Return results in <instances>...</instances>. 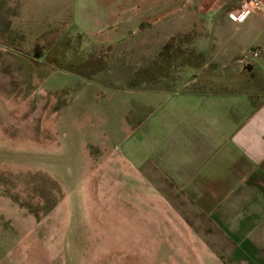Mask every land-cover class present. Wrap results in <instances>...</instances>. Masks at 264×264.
<instances>
[{
	"label": "rangeland",
	"instance_id": "rangeland-1",
	"mask_svg": "<svg viewBox=\"0 0 264 264\" xmlns=\"http://www.w3.org/2000/svg\"><path fill=\"white\" fill-rule=\"evenodd\" d=\"M186 1L0 0V264H171V193L187 203L127 187L104 113L169 87Z\"/></svg>",
	"mask_w": 264,
	"mask_h": 264
},
{
	"label": "crops",
	"instance_id": "crops-1",
	"mask_svg": "<svg viewBox=\"0 0 264 264\" xmlns=\"http://www.w3.org/2000/svg\"><path fill=\"white\" fill-rule=\"evenodd\" d=\"M242 2L171 11L169 87L106 105L127 187L166 179L187 203L171 193V264H264V7L237 22Z\"/></svg>",
	"mask_w": 264,
	"mask_h": 264
},
{
	"label": "built area",
	"instance_id": "built-area-1",
	"mask_svg": "<svg viewBox=\"0 0 264 264\" xmlns=\"http://www.w3.org/2000/svg\"><path fill=\"white\" fill-rule=\"evenodd\" d=\"M264 7V0H243L240 8L229 13V17L237 22H241L254 10Z\"/></svg>",
	"mask_w": 264,
	"mask_h": 264
},
{
	"label": "trees",
	"instance_id": "trees-1",
	"mask_svg": "<svg viewBox=\"0 0 264 264\" xmlns=\"http://www.w3.org/2000/svg\"><path fill=\"white\" fill-rule=\"evenodd\" d=\"M140 74V73H139Z\"/></svg>",
	"mask_w": 264,
	"mask_h": 264
}]
</instances>
